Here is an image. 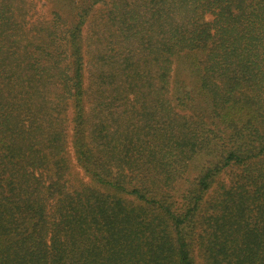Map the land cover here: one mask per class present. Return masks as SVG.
<instances>
[{
    "label": "trees",
    "instance_id": "obj_1",
    "mask_svg": "<svg viewBox=\"0 0 264 264\" xmlns=\"http://www.w3.org/2000/svg\"><path fill=\"white\" fill-rule=\"evenodd\" d=\"M32 1L0 0V264H264V0Z\"/></svg>",
    "mask_w": 264,
    "mask_h": 264
},
{
    "label": "rangeland",
    "instance_id": "obj_2",
    "mask_svg": "<svg viewBox=\"0 0 264 264\" xmlns=\"http://www.w3.org/2000/svg\"><path fill=\"white\" fill-rule=\"evenodd\" d=\"M48 0H33L35 10H36V16L34 18L40 17V18H48V12H49V6L47 4ZM187 70L185 69V65L182 61V59L178 60L176 62V67L174 71V81L180 84L184 87V84L188 85L186 87L188 91H191L192 89V80L187 74ZM192 94V93H191ZM187 113V112H186ZM184 114V113H182ZM206 151L202 152L200 156H198L191 164L189 171L186 175H183V178L186 180L184 187H188L190 184H192L197 176H199L202 168L207 165V162L209 159H211L209 156H206ZM69 171L72 174V180L75 181L76 179L83 180V176L81 173V170L76 166L75 161L71 155H69ZM83 178V179H82ZM84 181V180H83ZM216 188V185H213Z\"/></svg>",
    "mask_w": 264,
    "mask_h": 264
}]
</instances>
